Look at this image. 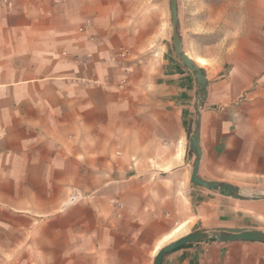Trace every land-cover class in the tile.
<instances>
[{"label": "crops", "instance_id": "0c3cea01", "mask_svg": "<svg viewBox=\"0 0 264 264\" xmlns=\"http://www.w3.org/2000/svg\"><path fill=\"white\" fill-rule=\"evenodd\" d=\"M180 36L204 89L169 0H0V264H153L180 224L264 231L261 199L191 183L189 150L199 105L198 176L264 180V48ZM70 187L88 196L63 206ZM161 264H264V242L188 243Z\"/></svg>", "mask_w": 264, "mask_h": 264}, {"label": "rangeland", "instance_id": "374dc122", "mask_svg": "<svg viewBox=\"0 0 264 264\" xmlns=\"http://www.w3.org/2000/svg\"><path fill=\"white\" fill-rule=\"evenodd\" d=\"M177 7L178 31L186 37L191 36L192 48L195 51L200 49L202 52L207 46L220 45L223 39L228 41L241 31L252 33L255 47L264 48V0H177ZM170 40L173 42L172 38ZM187 51L192 54L189 49ZM199 62L205 63L203 60ZM21 107H23L21 104L9 105V110L17 112L21 111ZM236 186L241 194L249 199L253 195H264V180L240 183ZM86 196L88 195L76 187H70L63 206L79 202ZM259 201L261 207L258 211L264 209V199ZM115 202L118 201L110 200L114 207H120ZM250 210L255 213L253 208ZM258 221L261 222L260 219ZM190 231L193 230L188 226L187 232Z\"/></svg>", "mask_w": 264, "mask_h": 264}, {"label": "water", "instance_id": "95a60500", "mask_svg": "<svg viewBox=\"0 0 264 264\" xmlns=\"http://www.w3.org/2000/svg\"><path fill=\"white\" fill-rule=\"evenodd\" d=\"M169 13L170 23L172 27V41L174 51L183 63L195 77V81L201 89L205 88L206 78L205 74L201 71L199 65L190 57L184 50L181 40V36L178 31V12H177V0H169ZM199 107V105H198ZM196 108V119L194 122V128L189 136V150L193 153L194 158L192 162V169L190 173V181L193 184L201 187L226 191L232 197L238 199H247L248 197L241 194L239 188L228 182L205 180L198 176V166L201 156V149L199 146V110ZM251 199H264V195H253ZM205 240H214L218 242H228L236 240L246 241H259L264 242V231L257 228L250 227H214V228H201L188 232L187 234L163 245L158 249L155 254L153 264H161L163 256L174 250L177 247L188 243H195Z\"/></svg>", "mask_w": 264, "mask_h": 264}, {"label": "bare ground", "instance_id": "6f19581e", "mask_svg": "<svg viewBox=\"0 0 264 264\" xmlns=\"http://www.w3.org/2000/svg\"><path fill=\"white\" fill-rule=\"evenodd\" d=\"M185 227L186 226H184V224L178 225L177 227H175V229L173 230V232L168 235V238H171L172 241L175 240V238H177V237L179 238V236L181 234H183L182 232H183V230H185Z\"/></svg>", "mask_w": 264, "mask_h": 264}, {"label": "built area", "instance_id": "2783aa9c", "mask_svg": "<svg viewBox=\"0 0 264 264\" xmlns=\"http://www.w3.org/2000/svg\"><path fill=\"white\" fill-rule=\"evenodd\" d=\"M2 3H3L7 8H9V7H11V5H12V0H2ZM85 27H86L85 24L82 25V26L80 27V31H85ZM74 195L76 196L77 194L74 193ZM115 204H116L117 206H121L119 202H115Z\"/></svg>", "mask_w": 264, "mask_h": 264}, {"label": "trees", "instance_id": "16d2710c", "mask_svg": "<svg viewBox=\"0 0 264 264\" xmlns=\"http://www.w3.org/2000/svg\"><path fill=\"white\" fill-rule=\"evenodd\" d=\"M221 192H224V193H226V191H221Z\"/></svg>", "mask_w": 264, "mask_h": 264}]
</instances>
